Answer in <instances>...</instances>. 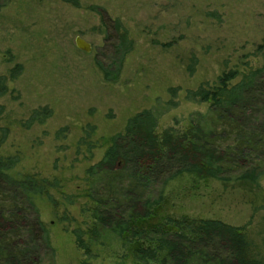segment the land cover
<instances>
[{"label": "rangeland", "instance_id": "obj_1", "mask_svg": "<svg viewBox=\"0 0 264 264\" xmlns=\"http://www.w3.org/2000/svg\"><path fill=\"white\" fill-rule=\"evenodd\" d=\"M116 20L132 50L116 80L106 82L97 65L114 69ZM76 38L91 46L89 53L76 48ZM258 46L264 48V0H0V76L22 67L0 98V128L8 129L0 154L18 157L11 176L56 182L48 190L54 203L46 196L33 200L55 252L53 264H133L114 239L93 245L88 257L76 247L71 232L91 224L86 171L143 110L156 114L158 133L187 129L208 104L187 101L186 91L213 85L228 71H236L238 81L261 66ZM260 99L250 112L251 127L264 120V95ZM44 107L51 117L26 128L31 112ZM163 196L164 212L174 218L244 227L252 255L264 261V175L255 186L182 175ZM37 253L41 264H51L40 244Z\"/></svg>", "mask_w": 264, "mask_h": 264}, {"label": "trees", "instance_id": "obj_2", "mask_svg": "<svg viewBox=\"0 0 264 264\" xmlns=\"http://www.w3.org/2000/svg\"><path fill=\"white\" fill-rule=\"evenodd\" d=\"M113 29L118 41L114 69L97 65L106 82L116 80L132 50L119 20ZM257 52L261 66L242 73L238 81V73L228 71L213 85L186 91L187 101L208 104L207 112L196 115L187 129L158 133L156 114L143 110L128 119L123 133L110 138L101 160L86 171L91 224L71 232L85 257L91 255L93 245L110 238L120 243L123 258L129 257L133 264H264L252 255L244 227L212 219L174 218L165 214L163 196L167 184L182 175L252 186L264 175V120L259 126L249 125L253 105L264 95L263 46ZM195 63L192 60L188 67L190 74ZM21 71L15 65L7 76H0V98L8 94L7 83ZM169 92L176 94L174 89ZM3 113L0 106V117ZM51 115L47 107L36 109L24 126L43 124ZM7 136L8 129L0 128V147ZM18 162L17 156L0 154V264H41L39 244L53 264L55 252L33 200L46 196L54 203L48 190L56 188V182L33 175L11 176Z\"/></svg>", "mask_w": 264, "mask_h": 264}, {"label": "water", "instance_id": "obj_3", "mask_svg": "<svg viewBox=\"0 0 264 264\" xmlns=\"http://www.w3.org/2000/svg\"><path fill=\"white\" fill-rule=\"evenodd\" d=\"M75 46L77 49H79L80 51H83L85 53H89L91 50V46L79 38L75 39Z\"/></svg>", "mask_w": 264, "mask_h": 264}]
</instances>
